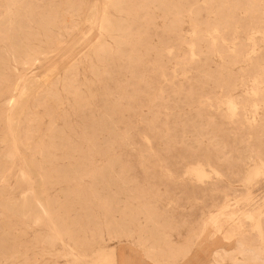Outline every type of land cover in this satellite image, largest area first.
Masks as SVG:
<instances>
[{"label":"rangeland","instance_id":"374dc122","mask_svg":"<svg viewBox=\"0 0 264 264\" xmlns=\"http://www.w3.org/2000/svg\"><path fill=\"white\" fill-rule=\"evenodd\" d=\"M29 1L38 18L74 17L34 67L0 63V264H118L120 246L149 259L150 243L109 236L123 218L156 232L143 212L173 236L172 264L217 251L233 264L244 239L264 249V214L237 204L263 195L264 0H128L124 53L89 22L106 0ZM26 80L39 86L21 98Z\"/></svg>","mask_w":264,"mask_h":264},{"label":"bare ground","instance_id":"6f19581e","mask_svg":"<svg viewBox=\"0 0 264 264\" xmlns=\"http://www.w3.org/2000/svg\"><path fill=\"white\" fill-rule=\"evenodd\" d=\"M26 1L27 0H5L4 2V12L3 14H0V45L6 46L7 49H2L3 54L0 55L1 64H4L5 62H13L24 68L34 67L37 61L41 60L42 57L47 56L49 50L54 49L53 47L48 46L47 50L42 49V45H48L51 39L47 32L55 29L61 30L65 18L74 17L72 14H65L62 12V17H59L58 21L57 18H48V16L38 18L34 13V3L31 1L27 3ZM27 4L28 6L22 7V5ZM130 7L131 3L128 0H106L100 18L93 17L96 15L95 13H99L97 5L93 6L92 16L89 18L91 27H98L102 37L109 36L113 39L115 45L118 47V52L121 51L122 53L126 52L124 48L128 45L124 40L127 37L128 31L125 23L128 20V15H130L132 11ZM110 9H113L117 13V17L112 15ZM25 21H27V23H25ZM15 31H21L23 39L20 38L19 40H16L14 38ZM40 31L44 32V40H38L40 37ZM23 32L26 33V35ZM59 44L60 41H57L56 45ZM89 48L96 55L103 53L105 50L104 45L101 43L91 45ZM120 48L122 50H119ZM1 64L0 72L2 70ZM26 82L21 98L29 96L39 86L37 80H26ZM231 104L233 106V103ZM260 191L263 195L259 199V202L258 200L255 201L254 198H243L237 201L238 206H245L246 209L242 213L247 219L251 220L254 219L255 216L257 217L258 215L260 216L264 214V211L261 210V206L264 204V185L261 186ZM34 201L35 203H38L41 215L38 213L33 219L35 223H40L42 215L43 217L48 218L50 208L41 205V202L38 199H35ZM247 207L252 209H247ZM31 211L32 208L30 203L26 201L19 212L22 215H27L31 213ZM143 214L146 216L147 224L151 223L154 225L156 232H150V234L147 235L142 225L137 227L138 224L136 221H127L126 218H123L121 222H118L116 219L109 222L111 229L109 231V236L116 240H125L128 242L138 239L141 246L150 243L149 248L146 249V255L151 261L155 264H172V261H175L177 257L182 255V253L177 254L179 250H177V248L175 249L174 245L176 242H174L173 236L164 231L159 232L156 228L158 223L156 222L155 217L147 215L145 212H143ZM46 227L48 229V235L46 238L47 243L54 245L58 241H63L64 230L61 227L54 225V223L50 221V218L48 219ZM163 228L166 229L167 226H163ZM263 233L264 230L262 228L259 234L260 238L263 236ZM68 238L70 241H73L72 237ZM71 248H73L74 251L79 250L76 246ZM263 252V248L251 245L246 239L240 240L238 241L235 251L237 258L233 264H264V259L262 258ZM157 254L165 260H160ZM213 262L215 264H225L226 258L217 251L213 255Z\"/></svg>","mask_w":264,"mask_h":264},{"label":"crops","instance_id":"0c3cea01","mask_svg":"<svg viewBox=\"0 0 264 264\" xmlns=\"http://www.w3.org/2000/svg\"><path fill=\"white\" fill-rule=\"evenodd\" d=\"M117 262L118 264H155L146 258L144 252L134 246H120L117 253Z\"/></svg>","mask_w":264,"mask_h":264}]
</instances>
